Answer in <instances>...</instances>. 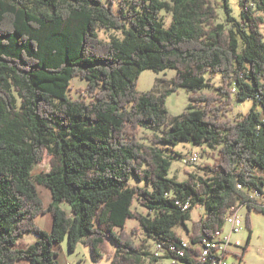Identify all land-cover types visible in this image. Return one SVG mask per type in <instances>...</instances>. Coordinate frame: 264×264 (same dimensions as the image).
Returning a JSON list of instances; mask_svg holds the SVG:
<instances>
[{
  "label": "trees",
  "instance_id": "trees-1",
  "mask_svg": "<svg viewBox=\"0 0 264 264\" xmlns=\"http://www.w3.org/2000/svg\"><path fill=\"white\" fill-rule=\"evenodd\" d=\"M224 2L230 23L217 22L212 0H0V264H59L55 247L66 240L70 252L82 243L110 264H207L199 247L170 249L182 248L177 225L200 244L240 204L248 226L252 209L264 214L252 194L264 195V0H240L241 21ZM113 28L124 37L100 38ZM170 68V79L137 90L142 70ZM74 77L88 82L77 98ZM179 88L189 106L170 118L166 100ZM248 99L249 111L229 116ZM182 141L208 145L214 161L179 181L166 149ZM46 157L50 169L33 174ZM37 184L51 190L47 207ZM198 205L205 215L189 226ZM48 212L51 232L36 223ZM29 232L37 241L16 247Z\"/></svg>",
  "mask_w": 264,
  "mask_h": 264
},
{
  "label": "rangeland",
  "instance_id": "rangeland-1",
  "mask_svg": "<svg viewBox=\"0 0 264 264\" xmlns=\"http://www.w3.org/2000/svg\"><path fill=\"white\" fill-rule=\"evenodd\" d=\"M107 2V0H105ZM117 4V0H114ZM217 8V22L221 23H230L228 22V10L226 8L224 0H212ZM228 5L231 9L230 14L236 18V20L241 21L242 16L241 13L243 12L242 5L240 3V0H228ZM260 14L264 17V11H262ZM163 15L168 23V25L172 21V15L167 12H163ZM262 32L264 33V22L261 25ZM98 34L101 39L109 40L113 36L115 37H124V33L122 30H115L113 29H104V30H98ZM240 40V47H242V39ZM176 70L174 68H170L164 71H154L152 69L142 70L139 74L138 78V85L137 90L138 91H144L147 92L153 87L158 85V81L160 79H170L173 75H175ZM159 79V80H158ZM213 83L215 86H220L222 84V79L219 73L214 74L212 78ZM87 80H84L80 77H74L72 80V87L73 89L68 92L69 96H72L74 98L80 97L81 92L78 91L79 87H86ZM234 89V88H233ZM86 100L89 102L90 97L86 98ZM189 92L185 88H179L176 92L170 93L166 100L167 109L169 112L168 117H174L178 116L181 113H183L187 107L189 106ZM255 102L253 100H245L243 102H238L235 104L234 110L229 112V116L231 117H237L242 116L247 111H249L253 104ZM257 109L261 110L262 107L260 104L257 105ZM151 132L147 130H140L139 136H142L144 140H148ZM168 148L166 149L167 154H172L173 160H172V166L171 170L169 172V175L171 178H176L179 181L184 180L187 178L188 173L187 172H201V168L199 165L202 166L206 165L207 163H212L214 161L213 158V151L211 148H209L208 145H197L191 142L182 141L179 142L176 145H168ZM197 152L200 154V159L196 162H190L189 158L191 155ZM50 169V163L48 161V157H46L43 162H41L34 170L33 174H39L41 172L48 171ZM37 190L44 201L45 207L49 205L53 201V197L51 194V190L45 186L37 184ZM61 206L65 208L66 210L70 209V206L63 202L61 203ZM134 206L138 207L140 211H143V207L140 206L139 203H136ZM243 214V223L242 228L239 233L235 234L233 236V241L237 244V246H234L232 248V253L227 256L226 262L227 264H264V214L260 211H257L255 209H252L249 213L250 218V225L248 226V220H247V208L242 209ZM205 215V209L204 206H195L191 211V220L188 221V225L191 226V223L193 221L201 219L202 216ZM50 215H47L43 213V215H39L38 217V223L42 224V222ZM226 222L232 223V214H228ZM135 224L134 220H128V226L132 227ZM38 225V224H37ZM228 225L225 226V229L228 230ZM177 231H179L182 234V237L186 239L187 232L185 229H183L181 226L177 225L175 227ZM251 234V238L249 239V244L244 251V247L246 246L247 239L249 238ZM142 236V235H140ZM150 243V249L151 251L154 250V239H149ZM65 245V252L67 255V259L64 260L66 263L69 262V264H110L109 259L107 257L96 260L94 259L89 247L86 245L80 243L78 244L77 248H75V251L70 252L68 251V242L67 240L64 243ZM157 264H173L172 261L169 258L161 259L157 261Z\"/></svg>",
  "mask_w": 264,
  "mask_h": 264
},
{
  "label": "built area",
  "instance_id": "built-area-1",
  "mask_svg": "<svg viewBox=\"0 0 264 264\" xmlns=\"http://www.w3.org/2000/svg\"><path fill=\"white\" fill-rule=\"evenodd\" d=\"M200 159V154L194 152L189 158L190 162H196ZM253 198L261 197L264 201V195L261 194V191H253ZM177 203L185 210H188L190 206H185L180 203V200H177ZM247 208L246 203L240 204L237 209H232V223L225 222L221 230L217 231L214 236L204 237L202 240L206 241V252L203 256L198 255L199 261H202L207 264H227L226 259L228 254L232 253V248L237 246L233 241V236L240 232L243 223V214L242 209ZM228 225V230L225 229V226ZM197 243H193L188 238L184 239L182 237V248H177L176 246H171L170 249L176 252L179 256H185L186 251L191 248H196ZM166 251V248L163 244H158L154 250L155 256H161ZM173 264H185L179 258L171 259Z\"/></svg>",
  "mask_w": 264,
  "mask_h": 264
},
{
  "label": "crops",
  "instance_id": "crops-1",
  "mask_svg": "<svg viewBox=\"0 0 264 264\" xmlns=\"http://www.w3.org/2000/svg\"><path fill=\"white\" fill-rule=\"evenodd\" d=\"M50 204V203H49ZM66 210V209H65ZM68 212L70 211L67 210ZM50 215L47 218H45V220L42 222V224L38 223V217L36 218V223L42 227L43 229L51 232L53 229V216L48 212V213H44V215ZM43 215V214H41ZM40 215V216H41ZM37 241V236L33 233V232H29L26 233L20 240L17 241L16 247H18L19 249L21 248H26L29 245H31L32 243H35ZM65 241L61 242L60 244L56 245L55 249L58 252V258H59V264H69V262L66 261V263L64 262V260L67 259V255L65 252V245H64ZM68 249V248H67ZM69 251V250H68ZM70 253V251H69ZM110 262V261H109ZM18 264H33L30 261H19Z\"/></svg>",
  "mask_w": 264,
  "mask_h": 264
},
{
  "label": "bare ground",
  "instance_id": "bare-ground-1",
  "mask_svg": "<svg viewBox=\"0 0 264 264\" xmlns=\"http://www.w3.org/2000/svg\"><path fill=\"white\" fill-rule=\"evenodd\" d=\"M240 187H241V185H240ZM182 204L185 205V206H191V202L190 201H188L186 203H182ZM196 247H199L201 249L200 256H203L204 252H206V241L202 240V242L200 244L198 243Z\"/></svg>",
  "mask_w": 264,
  "mask_h": 264
}]
</instances>
